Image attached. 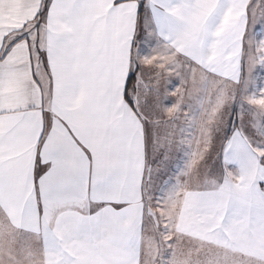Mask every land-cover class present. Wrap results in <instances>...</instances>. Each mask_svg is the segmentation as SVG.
Listing matches in <instances>:
<instances>
[{
  "label": "crops",
  "instance_id": "crops-1",
  "mask_svg": "<svg viewBox=\"0 0 264 264\" xmlns=\"http://www.w3.org/2000/svg\"><path fill=\"white\" fill-rule=\"evenodd\" d=\"M2 1L9 6L13 2ZM237 1L172 0L175 7L167 10L160 7L161 0H149V8L155 6L166 14L173 25L171 34L176 36V40L169 41L168 30L161 35L155 21H148L152 33H147L152 42L148 43V57L152 59L149 64L141 61L144 58L141 49L145 48L142 41H136L130 48L127 44L134 31H139L136 0H128L115 8L113 0H20L19 12L0 10V51H7L6 57L0 60V69H11L0 83L5 109L0 113V135L4 136L0 164L19 177L20 185L27 181L29 189L35 171L50 168L53 161L60 165L67 178L59 196L53 198L54 194L49 191L46 219L36 211L35 196L19 204L10 197L0 198V210L11 227L35 228L33 233L40 255L45 253L49 235L60 237L77 219L78 224H87L83 218L95 210L94 201L119 200L127 210L140 209L149 157L148 132L162 130L167 124L174 125V129L180 124L177 129L182 128L183 122L175 123L170 116L173 99L185 100L184 107H180L186 116L188 113L185 109L188 90H180L177 85L180 82L174 88L173 71L169 67L172 63L167 58L173 54L166 52L158 59L163 52L173 51L184 68L192 52L191 58L198 62L199 53L202 55L205 51V10L219 14L230 10L229 4ZM248 1L240 0L244 4ZM73 3L75 8H71ZM206 3L210 5L206 7ZM182 4L186 7H179ZM70 20L75 21V26ZM77 28L80 47L90 49L91 55L85 68L86 87L69 103L61 96L59 87L61 53L68 34ZM97 49L99 56H96ZM40 50L43 55H38ZM50 51L53 71L44 66ZM129 71L136 73L127 88L131 104L124 94ZM182 72L187 74V70L180 68L179 81L183 79ZM45 112L52 120L50 129ZM101 124L120 129V136L112 142L110 150L123 159L125 175L114 188L97 186L94 190L85 154L90 147L98 145L96 131ZM247 205V212L250 210L255 215L264 201L247 200ZM120 224L125 227L123 220H119L118 227ZM131 235L136 240L139 231L134 229Z\"/></svg>",
  "mask_w": 264,
  "mask_h": 264
},
{
  "label": "rangeland",
  "instance_id": "rangeland-1",
  "mask_svg": "<svg viewBox=\"0 0 264 264\" xmlns=\"http://www.w3.org/2000/svg\"><path fill=\"white\" fill-rule=\"evenodd\" d=\"M250 3L257 0H238L219 14L205 10L198 62L192 52L184 68L173 51L158 59L173 54L174 88L180 82L188 90V113L180 107L185 100L173 99L170 116L182 128L148 132L143 204L127 210L125 227L105 234L77 219L60 237L49 235L40 255L35 228L11 227L0 210V264H264V243L253 242L251 231L221 227L227 217L214 219L210 211L221 196L229 213L245 209L240 218L247 223V200L264 201V31L253 29L261 13ZM9 5L0 0V10L20 11V0ZM145 37L141 61L149 64ZM6 55L0 51V60ZM180 68L187 70L182 81Z\"/></svg>",
  "mask_w": 264,
  "mask_h": 264
},
{
  "label": "snow or ice",
  "instance_id": "snow-or-ice-1",
  "mask_svg": "<svg viewBox=\"0 0 264 264\" xmlns=\"http://www.w3.org/2000/svg\"><path fill=\"white\" fill-rule=\"evenodd\" d=\"M128 0H113V8L120 4H126ZM76 4L73 3L71 8H75ZM160 7L167 10H172L175 6L172 4V0H161ZM184 8L186 5H180ZM255 7L260 11V18L253 19V29L261 28L264 31V0H257L255 4H249V8ZM70 8V10H71ZM136 18L139 25L138 33L134 31L131 41H127L129 48L135 44L136 41L145 40V33L151 35V31L144 25L149 20H154L159 34L163 35L165 30H168V40H176V36L172 35L173 25L168 21L164 12H160L155 6L149 8L145 3V0H136L135 3ZM149 13L151 15H149ZM168 14H171L169 11ZM248 12L245 13V21L247 26ZM72 26H75V21H69ZM149 27L151 25L149 24ZM79 29L73 33L68 34L63 44L62 57L63 64L59 73V87L60 93L69 103L76 98V96L86 87L87 73L85 71L86 66L89 64V56L91 55L90 49L87 47L81 48L79 41ZM19 39V37H18ZM180 41L177 40V43ZM149 44L152 42L149 41ZM143 50V49H141ZM100 50H96V56H99ZM38 55H43V50L38 51ZM44 66L49 71H53L51 67V51L49 52L48 59L45 60ZM11 69L4 67L0 69V83H2L6 77L10 74ZM136 78V73L129 71L125 80V98L128 103L131 104V97L127 96V88L131 86L132 81ZM4 98L0 96V113L4 112L3 107ZM43 115L48 120V128L52 126V120L49 113L45 112ZM44 130L41 131L43 136ZM120 136V129L117 126H101L96 131V139L98 145L90 147L89 152L86 153L87 163L89 166L90 180L92 187L95 190L97 186L104 187H116L119 185L121 179L125 175L124 161L116 153L110 150V145ZM230 142L226 137V145ZM4 144V136L0 135V145ZM226 155V152L224 153ZM66 176L60 167L53 161L50 168H39L35 171L32 179V187L29 189L27 181L23 185L19 183V177L13 176V174L6 170L2 164H0V198L10 197L15 199L19 204L25 201L26 198L36 197V211L43 215L46 219L47 208L50 200L49 191L54 195L53 198L59 196V194L66 187ZM261 187L264 188V182H261ZM216 195V194H213ZM218 203L213 204L210 211L213 214L214 219L223 220L227 217L228 224L221 225L231 231L235 232H247L251 231L253 242L257 240L264 243V206L257 208L255 215L251 214L249 210L248 222L241 219L245 214V209L237 207L229 213V210L224 206L221 196H217ZM96 207L94 211H90L88 217L83 218L93 228H99L105 234H115L118 230L119 220L126 215L127 209L123 206L124 202L112 199H100L94 201ZM59 228V224H58Z\"/></svg>",
  "mask_w": 264,
  "mask_h": 264
}]
</instances>
